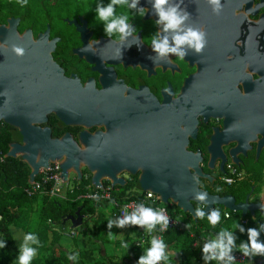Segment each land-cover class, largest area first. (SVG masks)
<instances>
[{"label": "water", "instance_id": "water-1", "mask_svg": "<svg viewBox=\"0 0 264 264\" xmlns=\"http://www.w3.org/2000/svg\"><path fill=\"white\" fill-rule=\"evenodd\" d=\"M245 1L250 9L253 0H237L236 8L240 9ZM222 9L216 21L220 25L227 17ZM246 20L241 13L236 15L233 24L237 37ZM20 21V17L12 16L6 23H0V122L18 130L20 142H12L7 155L20 156L29 165V182L35 180L41 168L48 169L57 162L61 179L68 182L73 172L77 181H82L85 168L91 174L90 185L96 190L104 189L107 180L113 187L125 185L123 172L137 174L140 190L155 192L164 204H175L195 222L199 221L197 211L201 207L203 216L208 218L216 206L239 212L243 217L250 214L256 218L257 212L264 214V193L258 201L249 200L248 195L247 200L237 202L232 194H212L200 186V179L210 176L201 166L202 150L192 151L189 144L198 136L199 117L206 121L210 116H218L219 109L214 104L218 95L214 90L195 89L197 75L186 79L176 98H169L168 93L160 101L148 91L145 99L121 100L124 90L129 94L134 91L112 78L99 89L93 80L85 82L76 74L65 75L62 66L54 60L57 40H50L49 29L34 36L29 28L19 31ZM16 47L23 50V55L14 51ZM79 53L85 55L83 50ZM30 86L38 88L46 102L35 107L18 102L25 100L24 89ZM50 112L66 126H82L78 139L70 132L53 137L50 127H38L36 124L46 120ZM125 117L136 119L127 130L121 127ZM101 123L107 127L106 131L88 130L89 126ZM225 134L215 131L205 148L209 168L214 167L217 159L224 165L230 156L234 163L240 164L238 154L246 156L243 140ZM230 142L237 145L226 153L222 145ZM200 195H204L203 200L198 198ZM80 211L78 208L68 215L65 223L69 222L72 228L82 226L86 215Z\"/></svg>", "mask_w": 264, "mask_h": 264}, {"label": "flooded vegetation", "instance_id": "flooded-vegetation-1", "mask_svg": "<svg viewBox=\"0 0 264 264\" xmlns=\"http://www.w3.org/2000/svg\"><path fill=\"white\" fill-rule=\"evenodd\" d=\"M219 2L227 16L223 25L216 22L222 13L221 7L214 10L216 5L211 0H168L165 10L174 7L176 14L184 19L176 29L165 31L163 24H156L159 16L152 6L154 0H135V7H131L134 0H127L123 8L119 4L113 5L114 14L107 20L99 18L97 9L107 7L111 0H56V26H47L43 31L35 32L31 27L20 30L19 24L18 29L24 32L29 28L34 36L49 29L50 40H57L54 60L62 66L65 75L76 74L85 82L93 80L99 89L111 78L112 81L122 82L126 89L134 92L129 94L124 90L125 96L122 95L121 100L139 101L145 99L144 95L148 91L160 101L168 93L169 98H176L186 79L197 75L198 86L195 89L214 90L218 94L214 104L219 109L218 116H210L206 121L199 117L198 136L189 144L192 151L202 150L204 161L201 166L212 179H200V186L212 194H232L237 202L247 200L248 195L249 200L258 201L262 198L260 193L263 190H257L260 183H264V0H253L250 9L246 1L240 9L236 8L237 0ZM144 7L147 12L141 17L140 9ZM254 8L255 12H252ZM205 10L209 11L205 13ZM238 13L248 20L239 29L240 36L237 37L233 21ZM124 14L129 17L125 20L128 25L126 33H119L116 29L105 31L109 23L124 18ZM0 23L6 22L0 20ZM188 30H199L202 33L205 45L199 53L188 42L179 46L175 44L174 37L177 34L184 35ZM165 37L169 48H176V52L161 54L153 50L152 41L162 43ZM81 50L85 55L79 53ZM181 54L183 58H180ZM24 91L27 95L25 100L18 102L25 107H35L46 102L45 95H41L38 88L30 86ZM122 116L126 114L122 113ZM134 121L136 119L131 117L122 118L121 127L127 130ZM36 125L40 128L50 127L53 137H61L70 132L75 139L84 129L82 126L64 125L53 112ZM88 130L92 133L98 130L104 132L107 127L104 123L93 124ZM215 131L224 132L229 138L238 136L243 140L246 156L238 154L240 164L234 163L228 156L224 165L217 159L214 167L209 168L205 148ZM260 141L262 143L259 147ZM12 142H20V137ZM236 145V142H230L227 146L223 144L222 148L228 153V149ZM8 151L4 157H9ZM229 164H233L242 173V177L232 186L222 182L223 176L228 173ZM83 171L87 172L85 168ZM121 176L127 183L115 186V191L125 189L130 193L140 190L137 174L123 172ZM108 184L110 182L105 181V187ZM130 184L133 187L127 189ZM218 188L220 191H217Z\"/></svg>", "mask_w": 264, "mask_h": 264}, {"label": "trees", "instance_id": "trees-1", "mask_svg": "<svg viewBox=\"0 0 264 264\" xmlns=\"http://www.w3.org/2000/svg\"><path fill=\"white\" fill-rule=\"evenodd\" d=\"M9 16L21 17L20 30L31 27L35 32L43 31L47 26H56V0H27V3H25V0H19V2L18 0H0V20L6 22ZM15 139H18L16 129L8 123L0 122V242L5 243V247L0 248V264H19V257L23 254V249L17 241L16 228H30L28 226L29 218L32 212L36 210L35 204L38 201H40L42 210L39 215L43 218V221H39L38 227L27 232L28 236L31 235V249L34 252L29 264H120L117 253H111L110 251L109 253L105 252V255H103L101 243L106 244V241L97 237L98 228H100L98 225H107L105 215L108 212L113 214L118 210L119 204L130 201V199L141 201V197H132V192L127 193L125 189L113 191L114 200L104 201V205L109 207V211L102 210L99 212L100 205L103 202L80 197L88 190L93 189L90 185L91 174L87 170V172H84L82 181L76 179L73 188L69 190L68 199L50 198L48 196L29 197L24 191V188L29 185L28 177L31 171L29 165L20 157H4V154L9 150L10 143ZM132 187L133 185L130 184L127 189ZM138 191L135 192L138 193ZM38 198H42V200H38ZM167 207L176 217L190 222L192 226L182 231L177 229L168 230L164 234L163 240H161L163 264H190L191 258L195 259V264H221L220 256L211 254L209 246L205 251L204 246L195 247L194 242L204 238L210 240L214 235L213 233L219 234L221 231L225 232L227 236L228 232L233 230L235 224L237 225V233L241 236L238 239L234 236L230 238L232 242L229 243L232 244L233 249L222 251L217 248L218 252L227 253L229 250H239L248 254L249 261L254 260V262L264 255L263 252L252 248L253 237L250 231L247 232L249 229L238 220L240 213H232L230 218H222L221 221H217L213 225L209 218L205 216L199 217V221L195 222L190 214L183 211L178 212V208L173 210L170 205H167ZM78 208L81 209L82 215L88 217L85 218L81 227L83 233H85L83 239L86 242L82 243L83 247L75 244L71 250L63 249L57 243L61 235L74 238L78 235L77 228L71 227L69 230L67 229L69 222L65 223V218L75 213ZM202 209L201 207L200 211ZM94 217H101L98 218L99 220L95 218L94 227L97 228V231H94L93 224H90V220ZM249 218L250 229L256 231L257 235L254 239L259 243V240L263 237L261 235L263 231L261 226H258L259 221L253 220L251 216ZM132 228L138 233V239L137 242H132L130 246L125 247L123 256L126 257L127 254L132 252L139 261L141 257H147L154 239L152 234L154 232L159 234L160 230L158 225L149 226L145 231H140L135 225ZM72 230H75V235L71 233ZM181 237L183 240H181ZM142 238L145 240L144 242ZM49 248L48 254H44L45 249L49 250ZM172 249L173 253H171ZM225 264L239 263L228 260ZM244 264L251 263L246 262Z\"/></svg>", "mask_w": 264, "mask_h": 264}, {"label": "built area", "instance_id": "built-area-1", "mask_svg": "<svg viewBox=\"0 0 264 264\" xmlns=\"http://www.w3.org/2000/svg\"><path fill=\"white\" fill-rule=\"evenodd\" d=\"M227 175H224L222 178V182L224 185L232 186L234 185L241 177L242 173L236 169V167L233 164H229L227 168ZM69 182V181H68ZM68 182H65L63 179H61L58 171V164L57 162L51 163L50 167L48 169L41 168L38 175H36L35 180L32 182H29V185H27L24 188L25 193L29 197L33 196H48L50 198H61V199H68V193L69 190L72 187L66 186L63 184H68ZM63 187H66L63 191ZM92 187V186H91ZM114 187L111 184H108L104 189H92L88 190L86 193L82 194L80 197L88 198L95 201H113L114 200V194L113 189ZM151 193V195H149ZM131 196H138L141 197L138 201L137 199H130V201L124 202L122 204H116L118 205V210H116L113 213L114 218L116 219V222L118 223V226L120 225V220L124 219L125 216L130 215H137L139 216L144 209H150L154 213L158 215H163L166 218L165 221H159L155 223L154 225L150 226L153 227L155 225L159 226V234L154 232L152 234V238L159 239L160 241L163 240L164 234L168 230L177 229L179 231L189 229L192 224L186 220H182L178 217H176L165 205L160 196L156 194L155 192L151 190H145V191H138L132 192ZM215 211L219 217L217 221H221L222 218H230L231 217V211L222 212L218 208H215L212 212ZM1 219V216H0ZM249 218L247 217H241V222L244 224V226H248L249 224ZM124 225H131L133 224L126 223ZM121 226V225H120ZM137 229L140 231H145L149 228L148 224L145 225H135ZM148 226V227H147ZM71 233L75 235V230H72ZM143 242L145 241L142 238ZM199 245H202L204 247L209 246L210 252L213 255H219L220 256V262L221 264H225L228 260H232L239 264H244L246 262H249L250 258L249 255L241 252V251H231V252H223L219 253L216 248H214L210 240L208 238H204L202 240H197L194 242V246L198 247ZM156 264H163L162 258L156 262ZM254 264H264V255L259 257L257 260H255Z\"/></svg>", "mask_w": 264, "mask_h": 264}, {"label": "clouds", "instance_id": "clouds-1", "mask_svg": "<svg viewBox=\"0 0 264 264\" xmlns=\"http://www.w3.org/2000/svg\"><path fill=\"white\" fill-rule=\"evenodd\" d=\"M18 2H19V0H18ZM126 2H127V0H111V3L107 7L97 9L99 18L107 20L110 16H113V14H114L113 5L119 4L123 8V5ZM167 2H168V0H154V3L152 5L157 10V13L159 16V19H156V24L157 25L163 24L165 31H167L170 28L176 29L177 27H179L181 25V23L184 19V17H179L176 14V10L174 7L170 8L168 10H165L164 6L167 4ZM211 2L214 5H216V9H214V10H218L221 7L219 0H211ZM25 3H27V0H25ZM21 6L23 7L24 5H21ZM131 7H135V0H134V3L131 5ZM146 12H147V9L145 7L141 8L140 9L141 17H143L146 14ZM128 18H129L128 15L124 14V18L114 19L111 23H109L107 25L105 31L111 32L112 30L116 29V30H118L119 33H126L128 25L125 23V20ZM174 40H175V44L177 46H179L185 42H188L190 45L195 47V49L198 53L204 48V45H205V41L202 40V33L199 30H188L186 32V34H184V35L177 34L174 37ZM152 44L154 45L153 50H157L161 54L166 53L168 51H171V52L177 51L176 48H169L167 37L164 38L162 43L156 42L153 40ZM14 51L18 55H23V50L19 47L14 48ZM180 58H183V54L180 55ZM70 179H71V175H70ZM139 191H142V190H139ZM217 191H220V189L218 188ZM149 195H151V193H149ZM198 198L200 200H203L204 195H200ZM215 208H218L222 212L231 211V210H227L221 206H219V207L216 206ZM220 208H223V209H220ZM112 216H113V214H112ZM197 216L202 218L203 212L198 210ZM218 219H219V217L215 211H213L212 214L209 216V221L213 225L217 222ZM159 221H165V223H166V218L163 215H158V214L154 213L150 209H144V210H142V212L139 216H137L135 214L130 215V216H125L124 219L120 220V225L123 226L124 224L130 222L133 225L148 224L149 226H152ZM249 231L251 233V236L253 237L252 248L256 249L258 251L264 252V244H260L254 239L255 236L257 235L256 231L253 229H249ZM27 239H31V235H29L27 237ZM218 246L221 248L224 247V245L222 243ZM3 247H5V243L0 242V248H3ZM125 247H127V245ZM206 250H207V246L205 248V251ZM32 255H33V250L31 248H25L23 251V254L19 257V264H29V261L32 258ZM222 255H223V253H222ZM162 256H163V245H162V243L160 241L153 239L152 240V247L149 249L147 257H141L139 260V264H156V262L159 261L162 258Z\"/></svg>", "mask_w": 264, "mask_h": 264}, {"label": "rangeland", "instance_id": "rangeland-1", "mask_svg": "<svg viewBox=\"0 0 264 264\" xmlns=\"http://www.w3.org/2000/svg\"><path fill=\"white\" fill-rule=\"evenodd\" d=\"M75 182H76V176L72 172L70 181L68 182V184H63V186L66 185V186L72 187L73 184H75ZM259 186L260 187L258 188L257 192H260L261 190H263V192L260 193V195H261L262 193H264V188H263L264 187V183H260ZM65 188L66 187H63V191L65 190ZM38 200H42V198H38ZM102 205H103V203H101L100 207H102ZM170 206L172 207L173 210H176L178 208L175 204H171ZM35 207H36V210L34 212H32V214H31V216L29 218V222H28V226H30V228L29 227H27L26 229H17L16 228V232H17L16 236L18 238L17 241H18L20 247L23 249V251H24L25 248H31V246H32L31 240L27 239V237H28L27 232L32 230V229H35L36 227H38L39 221L40 222L43 221V218L39 215V214H41V211H42L41 207H40V201H38L35 204ZM177 211L180 212L181 210L178 208ZM109 218H110V225L109 224H107V225H103L102 224L101 226L98 225V226H100V228H98L99 232L97 234V237L101 238V239H105L106 244H107V249L109 250V252L111 251V253H117L118 256L119 255L121 256V254H123V251L121 250L122 242L121 241H117L118 237H121L122 235L123 236H126V235L132 236V235H134V233L131 232L129 229L125 230V228L123 230H121V232L119 233L116 226H111L112 225V219H111L110 216H109ZM95 222H96V219L93 218V219H91L90 224H93L92 228L94 229V231H97V228L95 229V227H94L95 226ZM235 225L233 227V230H236V232H237V225L236 226ZM81 227L82 226L77 227L78 235L75 238L67 236V235H61L60 240L57 243L63 249L67 248V249L71 250L74 247L75 244H79V246L83 247L82 243L86 242V240L83 239L84 236H85V233H83ZM67 229H69V230L71 229L70 223L67 225ZM216 236L219 237V234H216ZM230 238H232V236L229 237V236L224 235L222 237V241L224 243L223 245L228 244L229 247L232 248V244L229 243V242H232V240H230ZM234 238H237V237L234 236ZM181 240H183L182 237H181ZM261 241H263L262 238L259 240V242H261ZM49 251H50V248H49V250L45 249V251L43 253L44 254H48ZM187 253L189 254V252H187ZM33 256H34V252H33L32 257ZM190 264H195V259L194 258H191Z\"/></svg>", "mask_w": 264, "mask_h": 264}, {"label": "crops", "instance_id": "crops-1", "mask_svg": "<svg viewBox=\"0 0 264 264\" xmlns=\"http://www.w3.org/2000/svg\"><path fill=\"white\" fill-rule=\"evenodd\" d=\"M103 205H104V202H103ZM102 205V207H100V210H99V212H101L102 210L103 211H106V212H108L109 211V207H107L106 205H104L103 206ZM220 209H223V208H220ZM257 213H259V212H257ZM259 215V217L258 216H256V218H253L252 216H251V218L253 219V220H256V221H259V227L261 226V230L263 231V233L261 234V232H260V234L263 236L262 237V239H263V241H261V242H259V243H261V244H264V214H258ZM109 216L111 217V219H112V225L111 226H116L117 227V230H118V232L120 233L121 232V230H123L124 228H125V230L126 229H129L131 232H133L134 233V235H132V236H130V235H126V236H121V237H118V239H117V241H121L122 242V247H121V250L123 251V253H124V251H125V246L127 245V247L128 246H130L131 244H132V242L133 243H135V242H137V239H138V233L135 231V229H133L132 228V226L131 225H123V226H118V223L116 222V219L114 218V216H112V213L111 212H108L106 215H105V219L107 220V224H109L110 225V218H109ZM92 217V216H91ZM206 217V216H205ZM241 217H242V215H240L239 216V218H238V220L240 221V223L242 224V225H244L242 222H241ZM245 217H247V218H249L250 217V214H248L247 216H245ZM258 217V218H257ZM97 219V220H99L98 218H101V217H94V219ZM208 218V217H207ZM249 220H250V218H249ZM102 225V224H101ZM100 225V226H101ZM223 226V225H222ZM247 229H250L251 228V224H250V221H249V224H248V226H245ZM247 232H249V230L247 231ZM214 235L212 236V238H210V240H211V242H212V246L214 247V248H220L222 251L223 250H228V249H230L231 247H229V245L228 244H226V245H224V247L223 248H221V247H219L218 245H220L221 243L222 244H224L223 243V241H222V237L224 236V235H226L225 234V232H223V231H221L220 233H219V237L218 236H216V233H213ZM238 233L236 232V230H232V231H230V232H228V234H227V236H229V237H231V236H235V235H237ZM251 234V233H250ZM222 236V237H221ZM239 236H241V235H237L236 237H237V239H238V237ZM121 238V239H120ZM155 240H157V241H160L159 239H156L155 238ZM161 242V241H160ZM210 242V243H211ZM101 247H102V252H103V255H105V252H107V253H109V250L107 249V244H103V243H101ZM168 247H170V246H168ZM56 248H59V247H56ZM206 248V247H205ZM232 249H233V247H232ZM130 251V250H129ZM135 252V251H134ZM174 251H173V249H172V251H171V253H173ZM228 252H231L230 250L228 251ZM264 253V252H263ZM125 254V253H124ZM177 255H179V254H177ZM176 255V256H177ZM118 260H119V263L120 264H139V261L136 259V257H135V255L132 253V252H130L129 254H127V256L125 257V256H123V254H121V256L119 255L118 256ZM249 263H251V264H254V260H251V261H249Z\"/></svg>", "mask_w": 264, "mask_h": 264}]
</instances>
